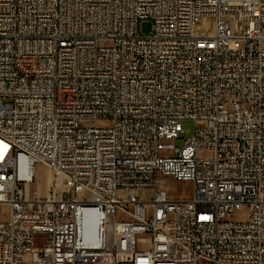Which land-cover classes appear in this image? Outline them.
Here are the masks:
<instances>
[{
    "label": "built area",
    "instance_id": "built-area-1",
    "mask_svg": "<svg viewBox=\"0 0 264 264\" xmlns=\"http://www.w3.org/2000/svg\"><path fill=\"white\" fill-rule=\"evenodd\" d=\"M0 204V264H264V0H0Z\"/></svg>",
    "mask_w": 264,
    "mask_h": 264
},
{
    "label": "rangeland",
    "instance_id": "rangeland-1",
    "mask_svg": "<svg viewBox=\"0 0 264 264\" xmlns=\"http://www.w3.org/2000/svg\"><path fill=\"white\" fill-rule=\"evenodd\" d=\"M213 21L210 18H205L202 20L200 24V29L202 31H210L212 29ZM152 22L151 20H146L141 23L140 30L144 33H149L151 31ZM195 124L194 121L185 120L183 122V136L182 138L177 139L173 142L174 146L182 147L185 144V140L191 138L194 135ZM160 180L167 187L170 196L175 198H190L192 196L194 190V184L191 181H182L175 180L169 176H159ZM54 182L55 177L52 171L43 164H37L36 166V180L31 185L33 190H39L42 196H47L48 191V181ZM51 184V183H50ZM63 188V185H60L57 189L60 193ZM141 196L144 198H150L152 196V192L150 190L141 192ZM244 209L236 212L237 217L243 216ZM9 214V207L7 205L0 204V220L7 219Z\"/></svg>",
    "mask_w": 264,
    "mask_h": 264
},
{
    "label": "bare ground",
    "instance_id": "bare-ground-1",
    "mask_svg": "<svg viewBox=\"0 0 264 264\" xmlns=\"http://www.w3.org/2000/svg\"><path fill=\"white\" fill-rule=\"evenodd\" d=\"M53 183V182H51L50 180L48 181V186H49V188H50V186H51V184ZM49 188H48V191H49ZM49 194V193H48Z\"/></svg>",
    "mask_w": 264,
    "mask_h": 264
},
{
    "label": "crops",
    "instance_id": "crops-1",
    "mask_svg": "<svg viewBox=\"0 0 264 264\" xmlns=\"http://www.w3.org/2000/svg\"><path fill=\"white\" fill-rule=\"evenodd\" d=\"M48 188H49V186H48Z\"/></svg>",
    "mask_w": 264,
    "mask_h": 264
}]
</instances>
